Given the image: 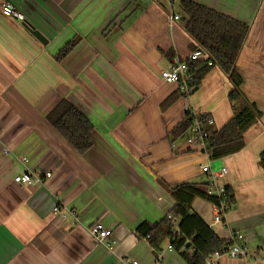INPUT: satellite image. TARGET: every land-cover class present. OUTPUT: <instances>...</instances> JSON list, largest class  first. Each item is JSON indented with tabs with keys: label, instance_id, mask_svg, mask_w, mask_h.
Listing matches in <instances>:
<instances>
[{
	"label": "crops",
	"instance_id": "0c3cea01",
	"mask_svg": "<svg viewBox=\"0 0 264 264\" xmlns=\"http://www.w3.org/2000/svg\"><path fill=\"white\" fill-rule=\"evenodd\" d=\"M4 1L48 42L3 15ZM193 1L250 26L237 65L243 92L263 115L244 133L241 150L212 165L226 166L220 182L235 195L222 222L214 223L208 200L196 198L192 207L219 237L243 235L239 242L258 251L216 264H264V0ZM177 4L173 10L182 17ZM170 9L167 0H0V264H155L137 227L170 213L171 187L205 183L206 159L198 151L213 160L188 143L190 131L176 138L173 128L189 105L215 129L233 116L232 84L219 68L190 97L175 98L162 111L177 86L161 72L175 58L187 59L193 44L182 19L170 23ZM73 39L75 48L58 60ZM63 99L94 127L85 154L47 120ZM26 170L51 175L41 184L16 183ZM96 222L113 228L109 246L91 234ZM168 245L161 264H187Z\"/></svg>",
	"mask_w": 264,
	"mask_h": 264
},
{
	"label": "trees",
	"instance_id": "16d2710c",
	"mask_svg": "<svg viewBox=\"0 0 264 264\" xmlns=\"http://www.w3.org/2000/svg\"><path fill=\"white\" fill-rule=\"evenodd\" d=\"M177 5L185 22V30L193 39L192 51L200 49L207 55L206 58L188 61L194 91L214 68L222 70L232 84L228 99L233 116L221 128L215 129L206 115H200L203 129L208 132L206 142L209 157L219 159L241 150L246 144L244 133L263 115L257 104L243 92L244 79L237 65L250 26L193 0H178ZM77 43L78 39L66 43L57 56L58 60L64 59ZM175 96H170L161 104L162 111L175 98L186 97V94L177 88ZM193 119L187 111L185 118L173 128L174 137L178 138L190 131ZM47 120L80 154H85L92 148L94 127L70 101L61 100L49 112ZM260 160L264 168V149L260 153ZM204 186L205 183L182 182L171 187L169 192L175 205L170 213L155 224L145 221L137 227L138 235L147 239L153 247L155 264L162 263L163 245L166 241L172 244L173 249L187 264H206L207 256L232 243L230 239L219 237L193 210L192 204L196 198H203L212 204L220 203L217 197L206 193ZM226 191L232 207L235 202L234 192L230 186H226Z\"/></svg>",
	"mask_w": 264,
	"mask_h": 264
},
{
	"label": "built area",
	"instance_id": "2783aa9c",
	"mask_svg": "<svg viewBox=\"0 0 264 264\" xmlns=\"http://www.w3.org/2000/svg\"><path fill=\"white\" fill-rule=\"evenodd\" d=\"M170 5L169 21L170 23L182 19V17L173 10L174 0H167ZM3 15L11 18L18 19L20 21H26L25 14L16 8L11 3L4 1L2 3ZM207 55L200 49L191 51L189 57L185 60L175 58L171 65L162 70L161 77L164 82L172 85H176L177 88L186 94V97H190L195 91L194 86L191 85L192 74L189 69L188 61H195L201 58H206ZM188 111L193 117V125L191 127V134L188 138V143L191 145L199 146L208 155L207 142L208 132L203 129L200 114L197 113L191 105L186 106ZM201 171L206 175L204 189L209 196L217 197L220 203H213L215 210L214 223H220L223 220L224 215L231 208L230 202L227 199L226 186L220 182V179L227 174L228 170L226 166H223L217 170L213 169L212 163L201 166ZM50 173H35L30 170H26L21 174L15 176L14 181L21 185H35L41 184L45 177H49ZM61 209L59 206L54 208V213H60ZM90 232L93 235L97 243H106L108 246L111 244V238L113 236V228L105 226L101 222H96L90 227ZM243 235H234L231 240V244L220 250L214 251L211 255L206 257V264H216L224 256L230 257H256L258 251L250 252L247 245L240 243ZM169 249H173L172 244L168 245ZM264 250V249H263ZM264 252V251H262ZM264 260V257H263ZM132 264H138V261H132Z\"/></svg>",
	"mask_w": 264,
	"mask_h": 264
},
{
	"label": "water",
	"instance_id": "95a60500",
	"mask_svg": "<svg viewBox=\"0 0 264 264\" xmlns=\"http://www.w3.org/2000/svg\"><path fill=\"white\" fill-rule=\"evenodd\" d=\"M24 24L28 26L31 29V32L44 44L48 42L45 35L38 29H35L33 26H31L27 21H24Z\"/></svg>",
	"mask_w": 264,
	"mask_h": 264
},
{
	"label": "rangeland",
	"instance_id": "374dc122",
	"mask_svg": "<svg viewBox=\"0 0 264 264\" xmlns=\"http://www.w3.org/2000/svg\"><path fill=\"white\" fill-rule=\"evenodd\" d=\"M186 138V137H185ZM197 153H200L201 155H204L203 157H204V159H206L205 161H206V163L205 164H207L208 162H212V165L213 164H215L216 162V160H208V158L205 156V154L203 153V152H200V151H198ZM202 157V158H203ZM198 180H200V179H198Z\"/></svg>",
	"mask_w": 264,
	"mask_h": 264
}]
</instances>
